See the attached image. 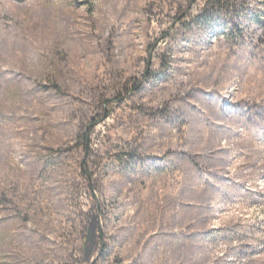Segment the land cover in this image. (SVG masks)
Wrapping results in <instances>:
<instances>
[{
  "label": "rangeland",
  "instance_id": "rangeland-1",
  "mask_svg": "<svg viewBox=\"0 0 264 264\" xmlns=\"http://www.w3.org/2000/svg\"><path fill=\"white\" fill-rule=\"evenodd\" d=\"M229 1L0 0V264H264V0Z\"/></svg>",
  "mask_w": 264,
  "mask_h": 264
},
{
  "label": "trees",
  "instance_id": "trees-1",
  "mask_svg": "<svg viewBox=\"0 0 264 264\" xmlns=\"http://www.w3.org/2000/svg\"><path fill=\"white\" fill-rule=\"evenodd\" d=\"M210 3L211 9L205 10L207 16L204 15V17L200 19V23L204 24L205 26L203 28L204 32L212 29V26H216L217 22H221L222 25L225 24L228 17L226 12H231V9H233L229 0H210ZM239 14L240 12L237 11L236 15L239 16ZM233 26L235 27V25Z\"/></svg>",
  "mask_w": 264,
  "mask_h": 264
}]
</instances>
